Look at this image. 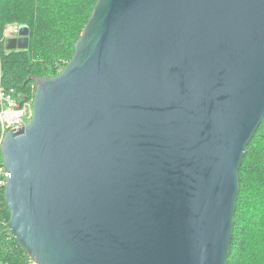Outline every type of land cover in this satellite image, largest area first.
Masks as SVG:
<instances>
[{
    "label": "water",
    "instance_id": "water-1",
    "mask_svg": "<svg viewBox=\"0 0 264 264\" xmlns=\"http://www.w3.org/2000/svg\"><path fill=\"white\" fill-rule=\"evenodd\" d=\"M33 80L2 155L35 264H227L264 117V0H97L72 58Z\"/></svg>",
    "mask_w": 264,
    "mask_h": 264
},
{
    "label": "trees",
    "instance_id": "trees-1",
    "mask_svg": "<svg viewBox=\"0 0 264 264\" xmlns=\"http://www.w3.org/2000/svg\"><path fill=\"white\" fill-rule=\"evenodd\" d=\"M97 0H0V25L29 28L27 48L1 47L0 84L22 96L34 75H56L72 58L75 43ZM240 188L227 264H264V117L247 145L239 169ZM0 185V264H23L28 253L9 229L10 211Z\"/></svg>",
    "mask_w": 264,
    "mask_h": 264
},
{
    "label": "built area",
    "instance_id": "built-area-1",
    "mask_svg": "<svg viewBox=\"0 0 264 264\" xmlns=\"http://www.w3.org/2000/svg\"><path fill=\"white\" fill-rule=\"evenodd\" d=\"M20 26L21 24L18 22H9L4 26L0 25V56L2 52L1 47L3 44H6L7 38L20 36ZM32 88V93L24 97L14 88L7 89L3 84H0V185L5 186L9 173L3 161L2 141L9 129L23 127L33 116L35 84ZM5 264L17 263L7 262ZM23 264H35V261L29 256Z\"/></svg>",
    "mask_w": 264,
    "mask_h": 264
}]
</instances>
